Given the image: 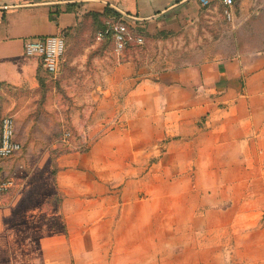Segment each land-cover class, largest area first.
Returning <instances> with one entry per match:
<instances>
[{
    "label": "crops",
    "instance_id": "1",
    "mask_svg": "<svg viewBox=\"0 0 264 264\" xmlns=\"http://www.w3.org/2000/svg\"><path fill=\"white\" fill-rule=\"evenodd\" d=\"M217 1L0 0V86L36 88L40 62L24 55L25 41L64 38L85 14L108 8L150 34L191 29L208 43ZM211 40L199 61L159 72L113 58L95 100L115 112L98 117L85 152L62 158V195L51 212L44 198L41 226L0 209V264H264V226L254 225L264 216V51Z\"/></svg>",
    "mask_w": 264,
    "mask_h": 264
},
{
    "label": "rangeland",
    "instance_id": "2",
    "mask_svg": "<svg viewBox=\"0 0 264 264\" xmlns=\"http://www.w3.org/2000/svg\"><path fill=\"white\" fill-rule=\"evenodd\" d=\"M217 3L214 15L207 19V33L203 32L208 43L198 42L191 29L150 34L142 28L144 43L130 50L121 60L109 44L96 41L101 23L85 14L76 27L64 34L65 53L56 75L49 76L38 65L36 88L1 86L0 122L4 116L13 118L15 137L21 150L13 158L0 163L2 174H9L17 183L0 209L10 207L18 214L21 223L28 221L32 227L44 223L39 206L45 197H49L46 210H56L62 193L56 188L55 177L62 158L85 152L88 143L94 141V137L90 139L88 135L101 129L98 117L104 120L108 113L115 112L116 107L106 106L104 100H95L96 94L100 99L105 96V86L113 76L114 57L119 61H130L146 73L159 72L174 64L199 61L200 51L215 47V40L211 37L224 39L223 45H217L223 49L225 46L227 50H233L237 45L236 49L245 52L264 51V0H234L230 8H225L220 0ZM248 5L258 9L245 11L243 8ZM248 13L250 16L247 17ZM238 24L241 25L235 33L233 26ZM252 24L256 26L257 38L250 33ZM114 87L117 100L121 96L120 87ZM259 152H264V145ZM257 158L263 169H258L256 178L264 179V154ZM16 194L20 199L13 205ZM48 225L57 227L58 223L49 221ZM254 225L264 226V216L254 219ZM257 255L264 257V251L257 252Z\"/></svg>",
    "mask_w": 264,
    "mask_h": 264
},
{
    "label": "built area",
    "instance_id": "3",
    "mask_svg": "<svg viewBox=\"0 0 264 264\" xmlns=\"http://www.w3.org/2000/svg\"><path fill=\"white\" fill-rule=\"evenodd\" d=\"M202 6H208L213 0H199ZM217 1V0H214ZM225 8H230L233 0H220ZM122 15L119 22H114L112 18L106 22L108 30L97 33L96 41L104 39L109 30L114 34L113 52L120 57L128 41L132 38L129 35L128 28L133 27V20ZM138 44H142V39H136ZM65 53V41L60 35L31 38L24 43V55L27 57L37 58L41 67L51 76L57 74L59 63ZM21 150L20 143L15 137L14 120L11 116H4L0 122V163L5 162L16 156ZM17 183L14 177L2 174L0 168V206L3 204L5 197L14 189Z\"/></svg>",
    "mask_w": 264,
    "mask_h": 264
},
{
    "label": "trees",
    "instance_id": "4",
    "mask_svg": "<svg viewBox=\"0 0 264 264\" xmlns=\"http://www.w3.org/2000/svg\"><path fill=\"white\" fill-rule=\"evenodd\" d=\"M234 2V0H233ZM89 17H91L92 19H94L95 21H98L99 23H101L102 29L100 31H105L108 30V26L106 25V22L109 21L110 18L113 19L114 22H119L120 19L122 18V15L120 13L111 11L108 8L104 9V12L101 15L98 14H89ZM133 23V27L132 28H128L129 31V35L131 36L132 40L128 41L126 43V46L123 50V53L121 54V56L119 57V59H123V57H125V55L132 49H136L139 48L145 41V34L142 30V28L138 25V22H132ZM98 31V32H100ZM140 38L142 39V44H138L136 39ZM100 44H109L112 49H114V34L111 30H109L107 32V34L105 35L104 39L97 41ZM41 67V65H40ZM42 68V67H41ZM43 69V68H42ZM43 71L48 74L44 69ZM49 76H51L50 74H48ZM1 88V86H0ZM10 175L7 174V177H9Z\"/></svg>",
    "mask_w": 264,
    "mask_h": 264
}]
</instances>
